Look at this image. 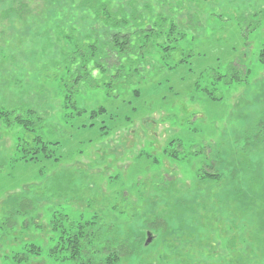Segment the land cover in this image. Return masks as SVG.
<instances>
[{
    "label": "rangeland",
    "instance_id": "374dc122",
    "mask_svg": "<svg viewBox=\"0 0 264 264\" xmlns=\"http://www.w3.org/2000/svg\"><path fill=\"white\" fill-rule=\"evenodd\" d=\"M91 2L0 0V110L40 118L23 135L0 117V264H68L54 224L84 222L130 238L118 264H264V0H112L174 20L190 56L152 52L109 92L84 84L67 118L64 32L97 34ZM38 133L51 156L16 160Z\"/></svg>",
    "mask_w": 264,
    "mask_h": 264
},
{
    "label": "trees",
    "instance_id": "16d2710c",
    "mask_svg": "<svg viewBox=\"0 0 264 264\" xmlns=\"http://www.w3.org/2000/svg\"><path fill=\"white\" fill-rule=\"evenodd\" d=\"M165 1L157 0L159 4H163ZM90 4L88 9L98 21L96 24L98 26L97 34L95 36L87 35L84 40H78L73 31L64 32L65 38L74 41V50L64 54V60L70 64V67L66 66V70L69 78L73 75L72 84L74 87L72 89V85L65 84L64 108L67 110L74 107V111L65 112L64 116L67 118L75 114L79 116L84 112L83 109L75 107L72 102V93L82 90L84 84L88 83L90 88L105 87L109 92L115 81L124 78L125 67L133 65V71L143 70L142 63L152 52L159 55L161 62L175 56L174 66L186 61L185 57L190 56V53L185 54L181 48L185 32L179 31L176 22L162 13L151 16L149 4L145 3L144 7L146 13L151 16L150 18L143 17L137 12L126 14L123 10L114 13L112 0H96L94 4L92 2ZM179 54L182 56H177ZM263 60L264 57L261 58V61ZM237 78L235 72H229L225 75H218L217 79H223L229 84ZM207 94L210 93L207 92ZM214 98L212 97V99ZM103 112H105V108L100 106L92 110L90 115L95 116ZM10 113L13 114L11 117ZM0 117L7 125L10 123L21 125L24 129L23 135L34 132L36 120L40 119L33 110H28L26 114L14 113L13 110H0ZM53 143L55 144V142ZM50 144H52L50 141L42 139L40 133L33 135L28 140L18 137L15 149L20 157L16 160L35 161L40 155L49 158L51 151L47 153L46 149ZM164 212L167 213L170 210L166 209L162 211V214ZM59 227L58 240L49 248V252L56 256L57 252L62 251L63 256L60 255L58 258L67 261L68 264H118L134 249L132 241L125 234L120 235L111 229L110 232L107 231L101 235L102 228L98 229L92 223L71 224V230L68 226L66 228L61 224H54L53 228ZM152 236L155 238L153 234ZM31 246L32 248H28L26 252H40L41 247L34 244ZM21 260H26L24 255L23 259L20 258Z\"/></svg>",
    "mask_w": 264,
    "mask_h": 264
},
{
    "label": "water",
    "instance_id": "95a60500",
    "mask_svg": "<svg viewBox=\"0 0 264 264\" xmlns=\"http://www.w3.org/2000/svg\"><path fill=\"white\" fill-rule=\"evenodd\" d=\"M152 240H153L152 234L150 232H147L146 233V239H145L144 245H148Z\"/></svg>",
    "mask_w": 264,
    "mask_h": 264
}]
</instances>
